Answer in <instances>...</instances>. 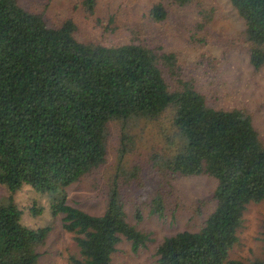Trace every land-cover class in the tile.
<instances>
[{
    "label": "trees",
    "instance_id": "trees-1",
    "mask_svg": "<svg viewBox=\"0 0 264 264\" xmlns=\"http://www.w3.org/2000/svg\"><path fill=\"white\" fill-rule=\"evenodd\" d=\"M186 8L194 0H173ZM245 21L250 63L264 66V0H230ZM94 12L95 0H85ZM156 22L167 20L164 2L153 6ZM210 19V18H209ZM208 19V20H209ZM72 20L50 27L19 0H0V185L10 194L0 205V264H39L51 229L21 223L15 195L24 186L50 193L54 216L74 236L79 253L69 264H116L122 241L137 253L150 242L130 223L118 178L102 215L68 202V189L105 164L110 127L158 120L174 112V149L163 160L182 177L208 175L217 181L215 208L198 232L168 237L157 249V264H264L230 260L251 203L264 201V142L252 117L238 109L210 106L192 82L178 78L172 89L165 70L174 55L143 43L119 46L77 40ZM132 138H120L121 157ZM162 161V162H163ZM161 196L152 214L163 216ZM138 220L140 210L135 211Z\"/></svg>",
    "mask_w": 264,
    "mask_h": 264
},
{
    "label": "rangeland",
    "instance_id": "rangeland-1",
    "mask_svg": "<svg viewBox=\"0 0 264 264\" xmlns=\"http://www.w3.org/2000/svg\"><path fill=\"white\" fill-rule=\"evenodd\" d=\"M172 1L95 0L94 12L85 6V0L19 3L44 17L50 27L72 20L77 27L75 37L83 43L119 46L136 42L173 54L172 68L165 70L172 89L179 87L180 78L192 82L210 106L246 112L264 142V66L256 70L250 63L245 21L230 0H194L186 8ZM160 2L165 3L169 16L156 22L150 13ZM173 119L174 112L169 110L158 120H137L130 129L112 123L105 164L68 189L69 204L102 215L112 182L118 178L128 219L139 231L150 235V242L135 253L131 243L122 241L113 256L116 264H157V249L166 238L184 231L198 232L214 211L217 181L213 177H182L165 167L163 160L174 149ZM123 135L132 140L121 157ZM157 196L164 204L162 217L152 214ZM9 198L7 188L0 185V205L8 204ZM57 199L56 195L38 193L28 186L15 195L22 225L31 230L51 229L39 264H69V258L79 253L74 236L62 226V216L52 212ZM138 209L141 220L135 216ZM263 232L264 201L253 202L245 212L230 260L249 263L262 258Z\"/></svg>",
    "mask_w": 264,
    "mask_h": 264
}]
</instances>
